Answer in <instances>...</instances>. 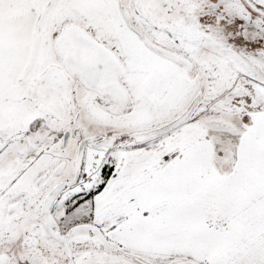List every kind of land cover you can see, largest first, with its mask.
I'll use <instances>...</instances> for the list:
<instances>
[{"label": "snow or ice", "instance_id": "snow-or-ice-1", "mask_svg": "<svg viewBox=\"0 0 264 264\" xmlns=\"http://www.w3.org/2000/svg\"><path fill=\"white\" fill-rule=\"evenodd\" d=\"M0 264H264V0H0Z\"/></svg>", "mask_w": 264, "mask_h": 264}]
</instances>
